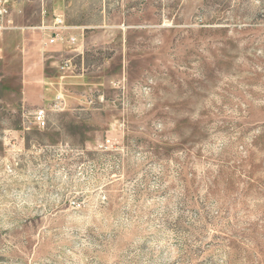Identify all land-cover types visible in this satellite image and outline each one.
<instances>
[{"label":"rangeland","instance_id":"rangeland-1","mask_svg":"<svg viewBox=\"0 0 264 264\" xmlns=\"http://www.w3.org/2000/svg\"><path fill=\"white\" fill-rule=\"evenodd\" d=\"M11 4L0 264H264V0Z\"/></svg>","mask_w":264,"mask_h":264},{"label":"built area","instance_id":"built-area-1","mask_svg":"<svg viewBox=\"0 0 264 264\" xmlns=\"http://www.w3.org/2000/svg\"><path fill=\"white\" fill-rule=\"evenodd\" d=\"M14 27V20L12 18V4L11 0H0V40L4 37L5 33ZM79 26H72L66 22L63 15L57 14L52 21H42V24L38 26L43 31L50 32V42L56 43H69L76 44L79 41V34L74 31ZM3 48L0 45V57L2 55ZM53 107L57 110H62L65 107V100L62 92L57 93L53 100ZM35 122L39 126H44L46 123V111L44 108H40L34 112Z\"/></svg>","mask_w":264,"mask_h":264},{"label":"crops","instance_id":"crops-1","mask_svg":"<svg viewBox=\"0 0 264 264\" xmlns=\"http://www.w3.org/2000/svg\"><path fill=\"white\" fill-rule=\"evenodd\" d=\"M3 39V38H2ZM0 45L2 46V40H0Z\"/></svg>","mask_w":264,"mask_h":264}]
</instances>
